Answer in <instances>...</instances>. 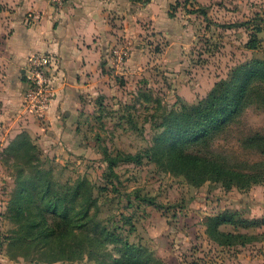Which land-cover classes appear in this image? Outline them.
Segmentation results:
<instances>
[{
	"label": "rangeland",
	"instance_id": "obj_1",
	"mask_svg": "<svg viewBox=\"0 0 264 264\" xmlns=\"http://www.w3.org/2000/svg\"><path fill=\"white\" fill-rule=\"evenodd\" d=\"M105 2V48L98 90L83 97L74 123L75 136L62 146L43 148L31 138L42 167L61 182L87 178L97 200L90 209L94 215L88 226L105 227L121 240L142 244L155 259L149 264H189L196 259L226 264L236 251L263 256L264 244L257 241L238 249L215 245L202 233L205 225L201 222L226 208L250 220H264V182L247 189H225L213 181L195 186L168 171L163 157L154 158L150 148L152 136L161 129L156 123L164 110L177 108L181 102H198L233 67L251 57L264 58V0H102ZM198 9H204L206 16ZM254 37L256 46L251 49L248 43ZM113 49L126 53L123 61L114 58ZM251 100L206 145L196 149L235 167L248 169L251 165L264 170V152L259 151L264 148V110ZM255 133L261 136L246 140ZM7 145L1 154L0 264H95L83 254L50 260L49 251L60 247L54 242L41 240V250L9 244L16 223L10 219L14 212L8 206L17 197V169L26 167L17 155L20 151H8ZM133 153L140 155L137 161L123 159ZM111 157L118 160L111 163ZM24 197H17L23 217L41 221L43 215L52 225L53 216L40 213L44 199ZM79 207L77 200L69 205L68 213L73 215ZM220 229L233 231V226L223 224ZM238 231L261 233L264 224ZM114 246L109 243L103 249L118 256Z\"/></svg>",
	"mask_w": 264,
	"mask_h": 264
},
{
	"label": "trees",
	"instance_id": "obj_2",
	"mask_svg": "<svg viewBox=\"0 0 264 264\" xmlns=\"http://www.w3.org/2000/svg\"><path fill=\"white\" fill-rule=\"evenodd\" d=\"M139 1V0H136ZM148 1V0H143ZM204 17V9H198ZM241 24V23H239ZM256 46L255 37L248 43L253 49ZM252 102L257 108L264 110V58L251 57L232 68L227 78L215 82L206 95L196 103L181 102L177 108L164 110L157 126L160 127L152 136L154 158L161 160L168 171L182 175L188 183L199 186L206 181L220 182L228 189L237 187L247 189L253 184L264 182V170L235 167L226 160L204 155L198 145H206L214 132L229 124L238 112ZM261 135H249L246 140L252 141ZM264 138V136H262ZM159 141H168L167 145H156ZM7 145V150L17 153L22 158L24 167H18L15 196L24 195L27 200L44 199L40 213L49 212L53 216L52 225L43 217L41 221L34 217H23L22 207L17 205V197H12L8 210L14 212L10 219L16 223L12 234L8 237L10 245L35 249L41 240L49 244L60 245L58 251H49L50 260L70 259L73 256L85 255L94 260L95 264H149L155 259L151 251L139 243L121 240L113 231L105 227L96 229L89 227L93 214L90 209L96 205L93 195V185L85 177L76 178L71 182H61L52 178L50 171L43 168L36 154V146L26 131L17 134ZM6 149L3 150V152ZM264 152V148L259 149ZM140 158L138 153L126 154L123 159L135 162ZM111 163L118 158L111 157ZM162 162V161H161ZM239 165V164H237ZM79 200L80 207L73 215L68 213L69 205ZM149 202L150 199H145ZM20 214V216H18ZM205 232L208 237L219 245H245L257 241L264 242V231L248 234L238 231V228L260 226L262 221L247 219L235 209H224L214 215L207 216ZM228 224L233 231H223L220 226ZM115 243L114 249L118 256L103 248ZM24 254L25 253L24 251ZM264 264V263H263Z\"/></svg>",
	"mask_w": 264,
	"mask_h": 264
},
{
	"label": "crops",
	"instance_id": "obj_3",
	"mask_svg": "<svg viewBox=\"0 0 264 264\" xmlns=\"http://www.w3.org/2000/svg\"><path fill=\"white\" fill-rule=\"evenodd\" d=\"M107 7L102 0H0V178L4 170L1 154L20 132L26 131L43 148L55 149L75 136L74 123L83 106L82 99L98 90L97 83L102 78L100 61L105 48ZM36 14L38 19L34 18ZM35 52H50L57 59L49 69L53 96L41 120L22 105L27 59ZM202 233L206 235L205 227ZM226 262L263 264L264 255L246 256L244 251H236ZM189 264L224 263L196 259Z\"/></svg>",
	"mask_w": 264,
	"mask_h": 264
},
{
	"label": "built area",
	"instance_id": "obj_4",
	"mask_svg": "<svg viewBox=\"0 0 264 264\" xmlns=\"http://www.w3.org/2000/svg\"><path fill=\"white\" fill-rule=\"evenodd\" d=\"M34 18H39L36 14ZM114 58L123 61L126 53L113 49ZM56 57L50 52H35L28 56L26 66V85L22 94V105L33 117H45L48 104L53 96V83L49 69L56 64Z\"/></svg>",
	"mask_w": 264,
	"mask_h": 264
}]
</instances>
